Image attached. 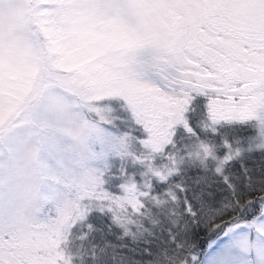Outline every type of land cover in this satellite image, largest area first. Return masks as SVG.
<instances>
[{"label":"snow or ice","instance_id":"6c2138e0","mask_svg":"<svg viewBox=\"0 0 264 264\" xmlns=\"http://www.w3.org/2000/svg\"><path fill=\"white\" fill-rule=\"evenodd\" d=\"M0 264H264V0H0Z\"/></svg>","mask_w":264,"mask_h":264}]
</instances>
